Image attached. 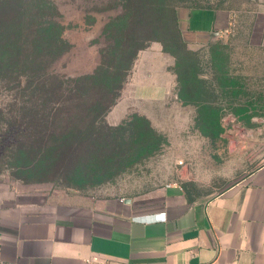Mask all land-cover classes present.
<instances>
[{"label": "rangeland", "instance_id": "rangeland-1", "mask_svg": "<svg viewBox=\"0 0 264 264\" xmlns=\"http://www.w3.org/2000/svg\"><path fill=\"white\" fill-rule=\"evenodd\" d=\"M53 2L68 45L51 69L69 78L66 85L74 87L76 77L90 74L100 62L102 76L122 68L125 78L101 117L94 110L110 100L105 77L85 86L80 97L71 96L48 124L36 112L41 102L31 97L17 67L1 71L0 203L18 197L50 204L74 192L154 198L172 183L191 197H208L264 162V47L248 43L247 16L223 38L191 47L170 36L162 12L148 22L134 0ZM159 3L238 12L252 8L249 0ZM146 24L145 36L134 40ZM140 43L146 46L131 61ZM187 55L194 62L190 69L198 71L192 89L191 75L180 65ZM161 67L186 80L183 98L176 88L164 98H132V77L143 70L160 76ZM52 100L46 99L44 111ZM125 102H130L127 109ZM82 129L87 135L71 143L70 134ZM63 136L68 143L60 146Z\"/></svg>", "mask_w": 264, "mask_h": 264}, {"label": "crops", "instance_id": "crops-1", "mask_svg": "<svg viewBox=\"0 0 264 264\" xmlns=\"http://www.w3.org/2000/svg\"><path fill=\"white\" fill-rule=\"evenodd\" d=\"M249 2L244 12L177 7L182 40L207 45L247 16L248 43L264 47V0ZM158 71L134 75L130 96L173 93L176 77L165 67ZM156 213L165 219L147 216ZM92 257L107 264H264V162L208 197H191L172 183L154 198L74 192L50 204L18 197L0 203V264H96Z\"/></svg>", "mask_w": 264, "mask_h": 264}, {"label": "trees", "instance_id": "trees-1", "mask_svg": "<svg viewBox=\"0 0 264 264\" xmlns=\"http://www.w3.org/2000/svg\"><path fill=\"white\" fill-rule=\"evenodd\" d=\"M134 1L139 15L147 18L148 22L162 12L166 31L178 42L186 45L177 27L176 8L158 4V0ZM58 16L53 0H0V72L9 71L10 73L11 68L17 67L18 74L24 78L26 88L32 90L31 97H34L36 102H41L36 112L39 113L41 120L48 124L55 120L71 96L80 97L84 94L85 86L91 82L98 83L105 77L103 82L106 88L104 90L105 94L110 96V100L103 108L94 110L95 116L101 117L114 104L125 78L124 71L122 68H114L111 71L107 70L108 76H102L103 62H100L90 74L76 77L74 87H68L66 83L69 78L66 79L51 69L52 63L64 53L68 45L63 37L62 23L57 20ZM147 25H140L132 38L136 41L141 40L145 36ZM145 46L144 43L137 44L131 61L136 52ZM180 65L185 68L186 75H191L188 83L192 89L195 82L199 81L198 71L190 69L194 65L192 58L188 55L180 58ZM175 73L176 93L181 99L186 80L181 79L177 71ZM47 98L48 101L50 98L53 100L49 109L44 111L45 105L48 106ZM70 135L72 136L70 142L79 144L87 134L82 129ZM61 140L63 143L60 146L66 145L68 136L61 137Z\"/></svg>", "mask_w": 264, "mask_h": 264}, {"label": "built area", "instance_id": "built-area-1", "mask_svg": "<svg viewBox=\"0 0 264 264\" xmlns=\"http://www.w3.org/2000/svg\"><path fill=\"white\" fill-rule=\"evenodd\" d=\"M147 216H152L151 220H164L165 216L163 215V213H156L153 215H147ZM154 217V218H153ZM92 261H94L96 264H107L105 261H99L96 257H92L91 258Z\"/></svg>", "mask_w": 264, "mask_h": 264}, {"label": "water", "instance_id": "water-1", "mask_svg": "<svg viewBox=\"0 0 264 264\" xmlns=\"http://www.w3.org/2000/svg\"><path fill=\"white\" fill-rule=\"evenodd\" d=\"M127 201H128V199H127Z\"/></svg>", "mask_w": 264, "mask_h": 264}]
</instances>
